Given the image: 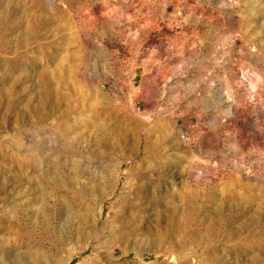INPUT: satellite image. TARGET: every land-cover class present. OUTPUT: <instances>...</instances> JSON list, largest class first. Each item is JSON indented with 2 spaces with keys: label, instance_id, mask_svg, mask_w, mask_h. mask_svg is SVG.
<instances>
[{
  "label": "rangeland",
  "instance_id": "obj_1",
  "mask_svg": "<svg viewBox=\"0 0 264 264\" xmlns=\"http://www.w3.org/2000/svg\"><path fill=\"white\" fill-rule=\"evenodd\" d=\"M0 264H264V0H0Z\"/></svg>",
  "mask_w": 264,
  "mask_h": 264
}]
</instances>
